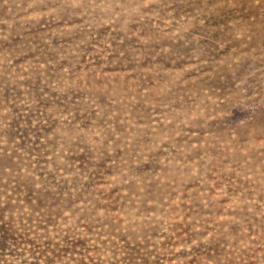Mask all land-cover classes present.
<instances>
[{"label":"rangeland","instance_id":"rangeland-1","mask_svg":"<svg viewBox=\"0 0 264 264\" xmlns=\"http://www.w3.org/2000/svg\"><path fill=\"white\" fill-rule=\"evenodd\" d=\"M0 264H264V0H0Z\"/></svg>","mask_w":264,"mask_h":264}]
</instances>
